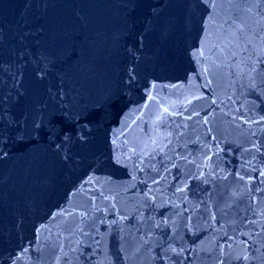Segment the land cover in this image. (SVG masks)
<instances>
[{"label": "water", "instance_id": "95a60500", "mask_svg": "<svg viewBox=\"0 0 264 264\" xmlns=\"http://www.w3.org/2000/svg\"><path fill=\"white\" fill-rule=\"evenodd\" d=\"M0 264H264V0H0Z\"/></svg>", "mask_w": 264, "mask_h": 264}]
</instances>
